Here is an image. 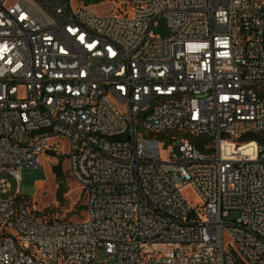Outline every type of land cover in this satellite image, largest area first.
Wrapping results in <instances>:
<instances>
[{"label": "built area", "instance_id": "2783aa9c", "mask_svg": "<svg viewBox=\"0 0 264 264\" xmlns=\"http://www.w3.org/2000/svg\"><path fill=\"white\" fill-rule=\"evenodd\" d=\"M125 2L0 0V264H264V0ZM60 141L78 220L18 190Z\"/></svg>", "mask_w": 264, "mask_h": 264}, {"label": "rangeland", "instance_id": "374dc122", "mask_svg": "<svg viewBox=\"0 0 264 264\" xmlns=\"http://www.w3.org/2000/svg\"><path fill=\"white\" fill-rule=\"evenodd\" d=\"M85 4H91L93 9L99 13L110 11L128 13L131 15V8L127 7L125 0H84ZM154 32L162 37L169 34L168 18L161 14L156 19ZM56 142L53 140L52 143ZM164 144L162 147L165 148ZM223 147L231 154L248 152L252 155L253 143L232 150L233 147L224 142ZM67 144L60 141L57 149L43 153L40 156V165L37 168H24L20 171L18 190L20 198L23 199L35 214L42 220H78L85 216L84 194L79 184L71 177L68 170ZM59 163L60 172H56L54 167ZM0 178H7L6 174H0ZM11 184L9 195L16 189V182L8 178ZM184 195L192 205L197 204L198 196L189 187L183 188ZM239 212L230 211L225 221L235 220ZM102 258V253L99 254Z\"/></svg>", "mask_w": 264, "mask_h": 264}, {"label": "trees", "instance_id": "16d2710c", "mask_svg": "<svg viewBox=\"0 0 264 264\" xmlns=\"http://www.w3.org/2000/svg\"><path fill=\"white\" fill-rule=\"evenodd\" d=\"M98 1H99V0H98ZM251 139H256V137L253 136V137H251ZM200 142H201V141H199V140L197 141V143H198L197 145H199V147H201ZM54 170H55L56 172H60V166H59V163H58V165H57L56 167H54ZM82 209H83V206H82ZM49 221H53V220H49Z\"/></svg>", "mask_w": 264, "mask_h": 264}, {"label": "bare ground", "instance_id": "6f19581e", "mask_svg": "<svg viewBox=\"0 0 264 264\" xmlns=\"http://www.w3.org/2000/svg\"><path fill=\"white\" fill-rule=\"evenodd\" d=\"M228 144H229V142H227ZM223 144H224V142H223Z\"/></svg>", "mask_w": 264, "mask_h": 264}]
</instances>
